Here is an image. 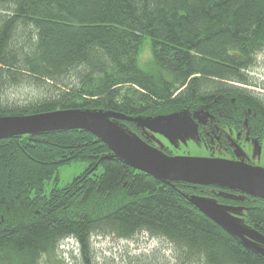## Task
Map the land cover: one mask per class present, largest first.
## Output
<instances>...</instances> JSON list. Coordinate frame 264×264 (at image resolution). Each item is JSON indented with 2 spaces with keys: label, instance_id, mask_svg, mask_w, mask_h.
<instances>
[{
  "label": "trees",
  "instance_id": "obj_1",
  "mask_svg": "<svg viewBox=\"0 0 264 264\" xmlns=\"http://www.w3.org/2000/svg\"><path fill=\"white\" fill-rule=\"evenodd\" d=\"M146 39L153 72L138 65ZM263 50L264 0H0V116L207 113L216 131L246 128L264 146V95L246 74ZM117 122L153 145L137 122ZM197 124V138L209 143L206 124ZM76 160L85 170L45 193L55 170ZM197 196L243 207L264 235V199L217 183L158 180L84 130L0 139V264H45L65 241L76 243L77 264H95L93 234L140 233L167 240L174 264H264Z\"/></svg>",
  "mask_w": 264,
  "mask_h": 264
},
{
  "label": "rangeland",
  "instance_id": "obj_2",
  "mask_svg": "<svg viewBox=\"0 0 264 264\" xmlns=\"http://www.w3.org/2000/svg\"><path fill=\"white\" fill-rule=\"evenodd\" d=\"M139 67L148 72L154 71V60L150 44L146 39L140 47L138 54ZM248 78L255 82L252 88L264 95V50L256 55V62L246 73ZM256 85V86H255ZM204 132L209 137V143H203L196 136L198 117H180L179 125H160L142 127L141 130L155 143L161 146L164 136L158 139V134H170L166 137L171 151L169 155L209 157L210 148L215 157H223L224 145L229 146L228 138L239 144L237 153L233 149V159L245 161L253 166L264 168V147L254 138L243 131L226 128L220 131L208 123L207 113L201 114ZM208 121V122H207ZM200 122V123H202ZM208 123V124H207ZM87 163L82 160L72 161L69 164L59 166L53 175L45 181L44 191L48 193L53 187H62L68 184L75 176L82 173ZM198 203L209 213L235 233L241 241L264 256V235L257 232L246 220L245 209L240 206H225L218 204L214 199L205 196H197ZM90 247L93 250L95 264H149L152 257L154 264H174L173 246L165 239L153 237L146 233L136 234L132 238H118L114 235H96L90 238ZM148 258V259H147ZM79 260L77 245L73 241L61 242L53 255L45 256V264H77Z\"/></svg>",
  "mask_w": 264,
  "mask_h": 264
},
{
  "label": "water",
  "instance_id": "obj_3",
  "mask_svg": "<svg viewBox=\"0 0 264 264\" xmlns=\"http://www.w3.org/2000/svg\"><path fill=\"white\" fill-rule=\"evenodd\" d=\"M195 115L200 122L203 121L201 114ZM180 117L178 114H171L142 119L120 113L80 109L6 115L0 116V139L16 135L81 129L94 135L125 164L158 180L217 183L264 199V168L228 158L168 155L142 140L135 142L128 136L132 132L117 122L133 120L147 126L169 124L181 126L183 123L180 124ZM200 209L213 220L221 222L203 206L200 205ZM224 227L231 231L227 226Z\"/></svg>",
  "mask_w": 264,
  "mask_h": 264
},
{
  "label": "crops",
  "instance_id": "obj_4",
  "mask_svg": "<svg viewBox=\"0 0 264 264\" xmlns=\"http://www.w3.org/2000/svg\"><path fill=\"white\" fill-rule=\"evenodd\" d=\"M195 118H196V115H195ZM142 119H144V118H142ZM149 119V118H148ZM136 122V121H135ZM199 122V121H198ZM139 124V123H138ZM171 125H174V124H171ZM154 126H160V125H154ZM153 126V127H154ZM167 126V125H166ZM142 127H151V126H147V125H144V124H140V129L142 128ZM197 130V129H196ZM142 131V130H141ZM132 132V131H131ZM143 132V131H142ZM134 135H136L134 132H132ZM144 133V132H143ZM145 134V133H144ZM146 135V134H145ZM161 135L162 136H164V139H163V141H161L159 138L161 137ZM170 134H158V139H159V141L161 142V146H159L157 143H155L154 141H153V145H151V144H149V145H151V146H153V147H155V148H157V149H160V150H162V146L163 145H167V146H169V144H168V141H167V139H166V137H168ZM137 136V135H136ZM147 136V135H146ZM196 136H197V131H196ZM138 137V136H137ZM139 138V137H138ZM140 139V138H139ZM151 139V138H150ZM141 140V139H140ZM152 140V139H151ZM206 145H208V144H206ZM170 147V146H169ZM171 149V148H170ZM169 155V154H168ZM174 156H179V155H174ZM222 156H224V155H222ZM209 157H215L214 155L212 156H209ZM219 158H223V157H219ZM224 158H228V159H231V158H229V157H225L224 156ZM220 185V184H219Z\"/></svg>",
  "mask_w": 264,
  "mask_h": 264
},
{
  "label": "flooded vegetation",
  "instance_id": "obj_5",
  "mask_svg": "<svg viewBox=\"0 0 264 264\" xmlns=\"http://www.w3.org/2000/svg\"><path fill=\"white\" fill-rule=\"evenodd\" d=\"M226 128H230V129H233V127L232 126H225V129ZM245 129V132H246V134H247V131H246V128H243L242 130H240V131H243ZM234 130V129H233ZM221 134H223L222 133V131H221ZM248 135V134H247ZM248 136H250V135H248ZM251 137V136H250ZM228 141L230 142L229 143V146L230 147H227L229 150H231L232 151V153H229L228 154V156H226V157H229V158H231V159H233V149H234V151H236L237 153H239V154H241L242 152H240V151H238V147H239V144H238V142L237 141H232L230 138H228ZM257 141V140H256ZM258 142V141H257ZM259 143V142H258ZM261 145H263V144H261ZM264 147V146H263ZM234 160V159H233Z\"/></svg>",
  "mask_w": 264,
  "mask_h": 264
},
{
  "label": "bare ground",
  "instance_id": "obj_6",
  "mask_svg": "<svg viewBox=\"0 0 264 264\" xmlns=\"http://www.w3.org/2000/svg\"><path fill=\"white\" fill-rule=\"evenodd\" d=\"M128 136H129L132 140H134L135 142H136V141H140V139H139L136 135H134L133 133H129Z\"/></svg>",
  "mask_w": 264,
  "mask_h": 264
}]
</instances>
